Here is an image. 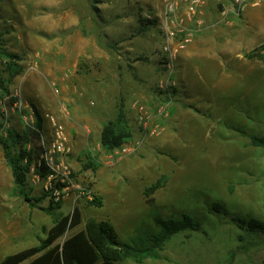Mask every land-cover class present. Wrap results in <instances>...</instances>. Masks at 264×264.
I'll list each match as a JSON object with an SVG mask.
<instances>
[{
	"label": "rangeland",
	"instance_id": "1",
	"mask_svg": "<svg viewBox=\"0 0 264 264\" xmlns=\"http://www.w3.org/2000/svg\"><path fill=\"white\" fill-rule=\"evenodd\" d=\"M165 3L0 0V32L24 67L10 85L11 97L0 102V136L9 127L28 131L35 107L47 143L45 115H53L69 148L63 159L76 174L51 214L41 208L57 203L54 189L28 179L31 196L45 197L30 209L12 194L0 148V261L36 245L57 218L78 207L82 223L68 234L95 220L127 240L153 230L155 213L164 218L186 213L200 223V231L172 237L158 258L121 264H264V234L241 230L210 209L217 202L229 216L264 221V148L251 139L264 135V61L246 57L264 43L255 31L258 23L264 25V10L260 22L252 19L250 25L247 19L222 17L217 0H202L195 17L199 26L180 14L192 40L173 61L174 84L161 88L168 77L165 32L173 28L166 24ZM143 19L156 24L138 33ZM95 44L99 55L84 57ZM120 104L132 139L124 145L126 154L114 158L102 150L99 134ZM39 143L30 141L27 148ZM88 152L100 165L95 172L82 169ZM94 196L101 207L88 205Z\"/></svg>",
	"mask_w": 264,
	"mask_h": 264
},
{
	"label": "trees",
	"instance_id": "2",
	"mask_svg": "<svg viewBox=\"0 0 264 264\" xmlns=\"http://www.w3.org/2000/svg\"><path fill=\"white\" fill-rule=\"evenodd\" d=\"M156 24V19H143L139 21L138 33H145L150 26ZM3 33L0 32V102L11 97L10 85L15 77L21 75L24 67L22 58L18 53L7 48ZM114 48L113 46H109ZM264 43L255 47L246 57L264 61ZM170 93V92H168ZM167 93V94H168ZM166 94V93H163ZM171 97V96H170ZM166 96V102L170 100ZM13 103L16 98L11 99ZM35 122L28 131L22 134L13 127L4 130L0 136V148L13 180L12 194L28 204L30 209L36 208L41 203L44 195L37 198L31 196L28 188L29 168L34 163L39 146L27 148L30 141L40 140L43 130V116L34 107ZM132 139V130L127 118L124 106L118 105L116 116L103 123L99 143L105 153H112L120 149ZM252 144L264 148V135L253 136ZM86 161L82 163V169L95 172L99 168L96 157L91 152L85 154ZM43 176L51 173L44 166L40 169ZM76 174L70 175L74 180ZM62 184L58 183L57 187ZM157 185L148 190L152 193ZM88 205L101 207V199L94 196L88 201ZM60 207V203L50 202L47 208H41L47 214ZM211 211L230 217L229 222L241 230L264 234V221L244 216H229L220 203H212ZM155 213V212H154ZM82 223L81 211L75 207L70 214L61 216L55 220L46 236L40 239L32 247L4 256L0 264H121L126 261L141 263L145 259L158 258L157 251H161L164 245L175 235L184 232H198L200 223L190 215L183 213L178 218H164L159 213L153 216V230H140L132 238L123 240L119 237L114 227L110 224L88 220L84 228L74 231Z\"/></svg>",
	"mask_w": 264,
	"mask_h": 264
},
{
	"label": "built area",
	"instance_id": "3",
	"mask_svg": "<svg viewBox=\"0 0 264 264\" xmlns=\"http://www.w3.org/2000/svg\"><path fill=\"white\" fill-rule=\"evenodd\" d=\"M221 5L220 15L222 17H227L231 15L236 18H241L242 14L248 7H257L264 3V0H217ZM166 8V24L172 26L170 29L167 27L165 35L167 39L166 47L164 51L167 53L168 61L166 63L168 77L166 82H161L160 87L173 85V80L171 78L173 70V61L176 59L177 53L183 50L188 43L192 40V32L186 31L187 28H183L185 25L183 17L189 25L193 27L201 25V20L195 19L198 15V8L202 4V0H165ZM185 7V12H183V17L180 16L182 13L181 7ZM178 26V27H177ZM183 34L175 46H171V42L175 40L176 36ZM31 116V120H32ZM45 119L49 124L50 139L47 143H44L42 133L40 134V143L38 148V155L34 163L29 168L28 179L32 185L44 184V189L47 191L49 187L54 189L53 201L59 200L60 191H68L70 187L73 186V181L70 178L71 172L68 166L65 164L63 159L64 155L69 152V148L66 145V136L64 133V127L58 122L55 116L45 115ZM142 120V117H139ZM34 121V118L33 120ZM128 149L125 146L121 147L110 153L111 157L121 156L126 154ZM50 170L51 173L47 176H43L40 169L42 167ZM61 183V187H57V184ZM49 184V187L46 185Z\"/></svg>",
	"mask_w": 264,
	"mask_h": 264
},
{
	"label": "crops",
	"instance_id": "4",
	"mask_svg": "<svg viewBox=\"0 0 264 264\" xmlns=\"http://www.w3.org/2000/svg\"><path fill=\"white\" fill-rule=\"evenodd\" d=\"M184 8V9H183ZM262 10H264V3L262 5H259L257 7H248L244 13L242 14V19L246 20L247 24H251L252 22H250L252 19L256 20V22H260L259 19H260V13L262 12ZM181 11H182V15H183V12H185V7L182 6L181 7ZM165 13V12H164ZM164 17L166 18V15H164ZM255 23V22H254ZM249 24V25H250ZM185 25L187 26V24L185 23ZM258 25V26H257ZM256 26H255V31L257 33L258 36H262L264 35V25L262 23H258ZM98 39V35L94 36L93 39H89L90 41L91 40H97ZM90 44H84L85 47L89 46ZM94 49L93 50H90V51H86L85 52V56L86 58H92V57H96L98 54V46L95 44L94 46ZM85 63V62H84Z\"/></svg>",
	"mask_w": 264,
	"mask_h": 264
}]
</instances>
